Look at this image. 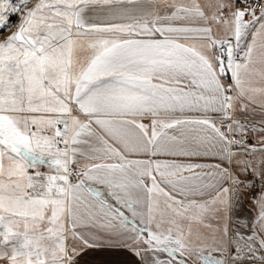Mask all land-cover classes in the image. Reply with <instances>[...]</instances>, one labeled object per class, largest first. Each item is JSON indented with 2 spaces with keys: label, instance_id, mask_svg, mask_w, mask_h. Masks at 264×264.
Here are the masks:
<instances>
[{
  "label": "snow or ice",
  "instance_id": "snow-or-ice-1",
  "mask_svg": "<svg viewBox=\"0 0 264 264\" xmlns=\"http://www.w3.org/2000/svg\"><path fill=\"white\" fill-rule=\"evenodd\" d=\"M99 246L264 264V0H0V264Z\"/></svg>",
  "mask_w": 264,
  "mask_h": 264
},
{
  "label": "crops",
  "instance_id": "crops-1",
  "mask_svg": "<svg viewBox=\"0 0 264 264\" xmlns=\"http://www.w3.org/2000/svg\"><path fill=\"white\" fill-rule=\"evenodd\" d=\"M260 114V110L257 108L255 112L257 118L250 119L249 123L258 125V117ZM258 132L259 128H257L255 132H252L253 139L250 140V143L256 144L255 137H257ZM198 162L205 163L211 161L200 160ZM240 214L245 218V220H251L255 216V210L253 208V205L251 204V197L248 198L247 202L243 205V208L240 210ZM131 259L132 257L127 252L121 249L99 246L90 249L85 254H83V256L80 258V264H131Z\"/></svg>",
  "mask_w": 264,
  "mask_h": 264
},
{
  "label": "rangeland",
  "instance_id": "rangeland-1",
  "mask_svg": "<svg viewBox=\"0 0 264 264\" xmlns=\"http://www.w3.org/2000/svg\"><path fill=\"white\" fill-rule=\"evenodd\" d=\"M12 19L15 20L16 18L13 17ZM17 22H18V21H17ZM12 30L14 31L15 28H13ZM248 198H250V197H248ZM239 214H240V212H239ZM240 215H241V214H240ZM245 216H248V215H245ZM242 223H243V221H242ZM242 223H241V221H236L235 219L233 220V226H236L237 224H242Z\"/></svg>",
  "mask_w": 264,
  "mask_h": 264
},
{
  "label": "built area",
  "instance_id": "built-area-1",
  "mask_svg": "<svg viewBox=\"0 0 264 264\" xmlns=\"http://www.w3.org/2000/svg\"><path fill=\"white\" fill-rule=\"evenodd\" d=\"M257 10H259V9L257 8Z\"/></svg>",
  "mask_w": 264,
  "mask_h": 264
}]
</instances>
